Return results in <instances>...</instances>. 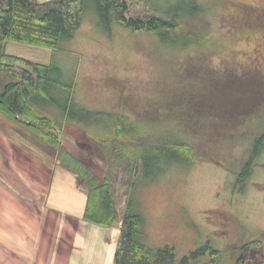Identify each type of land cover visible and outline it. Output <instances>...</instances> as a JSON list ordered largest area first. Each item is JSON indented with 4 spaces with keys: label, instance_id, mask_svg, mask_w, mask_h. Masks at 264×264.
<instances>
[{
    "label": "rangeland",
    "instance_id": "rangeland-1",
    "mask_svg": "<svg viewBox=\"0 0 264 264\" xmlns=\"http://www.w3.org/2000/svg\"><path fill=\"white\" fill-rule=\"evenodd\" d=\"M123 1L129 8L128 17L166 19L174 11L182 21L194 23L201 20L199 6H202L207 12L202 23L214 41L201 53L209 59L207 64L213 74L222 76L236 71L241 75L237 63L264 72V0ZM82 15L79 29L72 37L64 38L57 51L6 42L15 56L53 65L58 71L53 78L73 87L70 113L54 105H46L38 113L59 122L63 129L66 125L63 117L68 116L73 121L71 124H79L97 137L103 136L104 130L95 129L90 124L92 120L112 126L117 116L129 115L145 143L153 135L160 137L167 123L174 120L175 133L182 135L189 131L202 136L193 142L197 154L221 155L216 151L221 148L220 142L212 140L214 135L206 129L204 121L198 128L194 125L198 114L195 110H206V115L201 114L202 119L210 116L208 112L212 110L207 98L211 93H218L215 100L218 111L224 112L226 104L222 91L227 84L211 81L200 73L207 59L203 62L192 58L189 70L179 72L178 69L182 70L179 66L194 57V50L171 53L159 37L134 33L104 20L95 2H90ZM12 45L25 49L18 51ZM240 87L247 89L245 85ZM52 92L61 105H66L70 98L68 90L58 87ZM261 127L257 122L251 123L248 132L256 136L264 131L262 128L256 132ZM228 131L226 128L218 136L224 137ZM80 133L83 147L89 145L92 150L84 149L85 162H79L104 181L109 171L108 154L86 138L84 132ZM32 140L50 152V156L58 154L33 136ZM251 141L241 143L245 148H236L232 162L216 163L199 158L194 162H169L163 167L159 161L153 173L144 164L132 189L133 175L131 178L127 175L131 162L119 169L115 204H126L130 197L133 211L143 219L139 241L151 249L173 247L176 254L173 264H264V151L255 160L251 172L239 177L246 165L247 151L253 147ZM142 151L146 153L149 149ZM145 173L149 176L145 177ZM202 249L209 250L193 257Z\"/></svg>",
    "mask_w": 264,
    "mask_h": 264
},
{
    "label": "trees",
    "instance_id": "trees-1",
    "mask_svg": "<svg viewBox=\"0 0 264 264\" xmlns=\"http://www.w3.org/2000/svg\"><path fill=\"white\" fill-rule=\"evenodd\" d=\"M90 2L98 5L104 20H110L111 23L118 24L134 33H147L150 36L159 37L163 41V46H168L167 50L171 53L181 54L194 50V57H190V60L188 58L185 64L182 63L179 66L182 70L178 69L179 72L189 70L188 68L193 65L192 58L203 61L206 57L201 52L208 49L214 41L213 35L202 23L203 15L207 13L202 6H199L201 20H195V24L191 20L182 21L178 18V12L174 11L168 13L166 19L155 16L149 19L128 17L129 8L127 2L123 0H51L48 3H40L38 0H0V113L18 123L50 150L57 151L60 163L65 168L73 170L79 180L86 183L89 194L84 220L94 226L102 227L113 226L118 221L119 214L114 200L117 190L115 185L118 182V170H122L127 162H131L127 175L130 178L133 175L132 189L134 182L140 177L141 168L144 169V164L148 165L147 171L153 173L154 165L159 161L164 164L163 167L169 162H194L199 158L216 163L232 162L236 148L240 146L245 148L241 143L252 139L253 147L251 150H246L248 153L246 165L239 177L248 175L255 160L264 151V131H260L264 128L262 124L264 123V72L259 71L257 67L253 69L245 64H238L237 60H234V63L239 65L236 68H239L241 75L236 74L238 73L236 71L225 72L222 76L219 73L214 75L212 67L207 64L208 58H206L208 62L203 61L205 67L200 69V73L207 79L211 78V81L217 83L223 81L227 84L222 91V94L226 96L224 112L218 111V107L215 108L218 93L217 95L211 93L207 98L212 110L211 113L208 112L210 116H204L202 119L201 114L206 115V110L203 108L195 110L198 114L195 115L197 119L194 125L198 128V124L204 121L206 129L209 128V132L214 135L212 140L220 142L218 145L221 148L216 151L222 153L221 155L197 154L193 142H198L202 136L189 131H184L182 135L175 133L174 120L167 123L160 137L155 138L153 135L152 139L145 143L143 136L138 132L136 122L131 120L129 115L117 116L112 126L92 120L90 124L93 123L96 126L95 129L104 130L101 137L93 136L85 130L88 138L108 154L109 171L104 181L93 175L92 171H87L78 159L63 149L62 124L40 115L38 110L43 111L46 105H54L70 113L69 109L74 101L73 87L53 78L56 73L58 74L53 65H43L8 56L5 46L6 42L14 41L49 49V51L59 50L60 42L64 38L72 37L81 26L82 14L86 12ZM19 65L24 67L20 73L16 68ZM240 85H245L247 89L241 88ZM58 87L70 92L66 105H61L60 101L53 96L52 91ZM166 100L168 98H165ZM63 118L65 123L73 122L68 116ZM254 122L262 125L256 130V132L260 131L256 136L248 132L251 123ZM226 128L229 129L226 136L219 137L218 135ZM145 148L149 151L143 153L142 150ZM147 176H149L148 173H145V177ZM121 217V236L114 264L174 263L176 254L173 247L151 249L139 241L143 219L133 211L130 197ZM208 250L197 251L193 257L204 255ZM212 254L216 256L217 253L212 252Z\"/></svg>",
    "mask_w": 264,
    "mask_h": 264
},
{
    "label": "crops",
    "instance_id": "crops-1",
    "mask_svg": "<svg viewBox=\"0 0 264 264\" xmlns=\"http://www.w3.org/2000/svg\"><path fill=\"white\" fill-rule=\"evenodd\" d=\"M5 48L8 56L27 60L10 52L8 43ZM62 130V147L85 162L83 150L92 146L82 145L83 127L66 123ZM50 155L0 113V264H114L126 204L116 206L121 222L113 226L86 222L88 186Z\"/></svg>",
    "mask_w": 264,
    "mask_h": 264
}]
</instances>
